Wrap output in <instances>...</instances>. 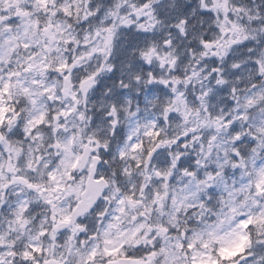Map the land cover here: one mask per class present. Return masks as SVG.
<instances>
[{"label":"clouds","instance_id":"9594fccd","mask_svg":"<svg viewBox=\"0 0 264 264\" xmlns=\"http://www.w3.org/2000/svg\"><path fill=\"white\" fill-rule=\"evenodd\" d=\"M61 2L67 0H50L45 11L36 0H0V11L13 25L11 31L0 29V73L8 79L9 72L20 70L13 77L12 98L0 101L15 107L11 123L0 127V231L18 246L50 247L51 239L38 237L47 227L58 237L57 251L69 264H80L64 245L83 248L79 240L96 245L99 235L89 237L103 232L121 207L117 201L132 193L137 203L125 200L121 214L128 253L155 249L153 264H170L173 257L186 264L176 247L185 239L182 233L210 227L227 235V246L243 247L227 264H264V235L241 228L240 216L226 210L234 206L247 212L257 204L264 209V194L256 190L264 174V72L259 67L264 65V0H148L140 15L132 6L145 0H76L80 12L71 17L59 11ZM17 6L31 15L13 17ZM89 10L92 15L86 16ZM180 20L187 21L180 25L183 32L177 28ZM49 22L56 25L54 32L63 29L61 41L73 37L79 43L50 44L45 51L52 32L39 29ZM105 28L112 29L108 44ZM13 35L34 45L48 69L22 70L31 49L16 47ZM205 36L216 42L214 48L200 45ZM148 49L154 51L145 58L141 53ZM60 63L70 67L57 71ZM41 114L45 119L36 126ZM150 129L159 135H147ZM49 171L64 185L55 193L56 207L64 212L76 205L81 177H105L91 186L94 198L90 206H81L72 225L54 227L46 219L51 207L45 197L21 179L51 188ZM20 206L30 216L28 231L9 234L7 221ZM139 221L151 227L129 239ZM249 232L250 242L242 238ZM15 260L21 264L19 256ZM95 264H103V258Z\"/></svg>","mask_w":264,"mask_h":264},{"label":"snow or ice","instance_id":"6c2138e0","mask_svg":"<svg viewBox=\"0 0 264 264\" xmlns=\"http://www.w3.org/2000/svg\"><path fill=\"white\" fill-rule=\"evenodd\" d=\"M4 3H7L8 0H3ZM41 7L48 11V4L50 0H36ZM13 3H18V0H13ZM205 8L204 14L206 16L211 15V11L208 9L207 5H202ZM149 8L148 0H145L138 8L136 6H132V12L136 15H140L144 9ZM59 11L68 17H71L73 13L77 15L80 12V8L76 3V0H67V2H61L59 5ZM31 15L30 11L26 8H21L17 6L15 8L13 17H29ZM86 16L92 15L91 10L85 13ZM187 21L180 20V23L177 25L179 31L183 32L184 29L180 27V25L185 24ZM13 25L10 23V17L5 15L0 11V29L11 31ZM37 29H39V24L36 25ZM139 27L143 28L144 25L140 24ZM56 28L55 24L49 22L44 26L43 29H39L44 32H52L51 35L47 38V40L43 44V49L45 51H49L50 44L58 46L61 42L69 44L71 46L72 42L79 43V41H74L73 37H67L63 41H61V36L63 34V29H61L58 33L53 30ZM104 31L108 33V36L105 37V44H108L111 39V28H105ZM27 34V33H26ZM16 41V47L23 48L25 50H29L30 54L26 59L29 61L27 65L21 64V69L24 71H28L34 65H40L42 69H48L49 65L47 63H43L41 59H37L40 55L38 51H36V47L26 40L21 41L17 40L16 36L13 35L10 37V41ZM165 44L170 43L165 40ZM215 41L210 40L207 36H205L201 41L200 45L203 48H209L215 46ZM87 44V41H85ZM15 49H13L14 51ZM93 52L103 51V49H92ZM153 49H148L141 54L145 56V58L150 57L153 54ZM46 59V57H44ZM3 63V61H0ZM258 63V62H257ZM70 67L69 63H60L56 65V70H67ZM260 71L264 72V65H259ZM20 75V70L11 71L8 73V79H4L2 73H0V101H4L5 98L10 100L12 98L11 88L13 85V77H18ZM91 79V77H88ZM35 84L36 81H33ZM83 81H81V87H83ZM166 83V82H165ZM48 88H43V92H48ZM24 92H27L28 89L24 88ZM0 107L4 108V114L0 115V127H2L6 122L11 123V119L9 113L15 112L14 106H8L6 104H0ZM45 117L41 114L37 119H35L36 126H41ZM147 135H155L158 136L159 133L155 130H149ZM4 140V137L0 136V142ZM139 145L133 144V148L138 147ZM3 155V153H0ZM123 155V153H121ZM77 160L71 164V168L75 169L78 163ZM8 163H12L11 154L7 157ZM191 174V173H189ZM67 179H72L71 171L66 174ZM24 179L27 186L31 189H38L41 195L45 197L46 203H48L51 207V212L46 218L47 220L52 221L53 226H69L73 224L75 215L78 214L81 206L87 204L90 206L93 197V189L92 185H98L105 181V177L102 175H92L88 174L87 178L81 177L80 185L78 190H76L77 202L74 207L71 208L70 211L64 212L59 210L56 207L55 200L59 199L55 193L62 191L64 185L57 183V176L54 171L48 172V180L52 183V187L49 188L45 185H36L33 184L27 177H21ZM264 183V174H261V180L256 184V190L259 193L264 194V187H261V184ZM125 200L129 204H135L137 201L135 200L134 194L130 193L126 197H123L117 201L118 204L121 205L118 209L115 210V213L112 215L110 220L107 222L104 230L100 234L94 233L89 239H94L99 235V239L96 245L92 247H88L85 244L84 240H79L78 245H83V248L73 245H64L66 247L68 254L77 257L80 261V264H95L98 257L103 258V264H153L154 258L157 256V251L153 249L150 252H145L143 255L139 253L133 255L126 251L125 244L126 241L122 237L128 234V230L122 228L121 222V214L126 212V208L123 206ZM227 212H231L233 215H239V226L246 231L248 229H256L257 235H264V209L260 208L257 204L254 208L249 209L247 212H237V209L233 207H227ZM98 215H103V213H98ZM141 215H144L142 212ZM134 221L136 217L132 218ZM30 221V216L27 211V207L20 206L16 209V211L11 215L8 219V231L9 234L13 232H17L18 230L23 233L28 231V224ZM223 223V220L220 221ZM2 227V224H0ZM79 226H76L78 229ZM145 227L150 228V225H146L143 221H139L135 230L129 236V239L134 237L137 233H139ZM118 230V231H117ZM159 230L161 232H167V227L161 225L159 226ZM75 231V230H74ZM113 233H116L114 236ZM31 235V232H28ZM185 236V239L182 240L179 244L176 245L178 249L184 252V260L186 264H227V262L233 261L234 257L238 252L243 251V247H229L227 246L230 241L227 235H221L218 229H213L210 227H205L197 232L193 229L192 234L188 235L187 233H182ZM63 235V234H61ZM38 237L43 239H51L52 244L50 247H44L43 243H25L22 246H18L15 241H10L8 236H5L2 231H0V264H16L15 258L19 256L21 258V264H41V260L38 257H42V264H69L68 260L65 258L63 252L57 251V244L55 243L58 237L50 236L49 229L47 227L41 228ZM119 237V239H118ZM251 233L249 232L247 235L242 238L248 240L250 242ZM264 242V241H262ZM162 252L167 253V249H161ZM189 254L190 258H189ZM170 264H178L175 258H172Z\"/></svg>","mask_w":264,"mask_h":264}]
</instances>
